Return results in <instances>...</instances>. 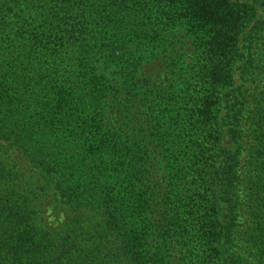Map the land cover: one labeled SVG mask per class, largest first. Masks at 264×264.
<instances>
[{"label":"trees","instance_id":"trees-1","mask_svg":"<svg viewBox=\"0 0 264 264\" xmlns=\"http://www.w3.org/2000/svg\"><path fill=\"white\" fill-rule=\"evenodd\" d=\"M255 16L231 0H0V154L15 152L0 264H264V89L248 110L233 80ZM43 193L68 209L58 228Z\"/></svg>","mask_w":264,"mask_h":264},{"label":"rangeland","instance_id":"rangeland-1","mask_svg":"<svg viewBox=\"0 0 264 264\" xmlns=\"http://www.w3.org/2000/svg\"><path fill=\"white\" fill-rule=\"evenodd\" d=\"M243 1L251 4L256 10V16L249 26H252L251 35L249 27L244 29L239 40V52L241 56L237 60L233 68V80L235 86L246 96L247 109H251L256 103V99H252L251 94L264 89V0H231ZM247 35V36H246ZM181 55L183 56V64H190L195 58L196 50L188 38L181 37ZM181 59L179 64L182 63ZM143 72L155 84H162L166 73V67L162 61L153 60L143 66ZM250 93L248 97L246 94ZM247 126V125H246ZM229 143V142H228ZM230 144V143H229ZM11 149H8L7 156L0 154L3 160L12 161L15 156ZM242 152V151H241ZM240 152V153H241ZM242 154V153H241ZM246 161L239 158V171L246 170ZM244 184H240L238 194L241 196L239 223L243 228L244 220H249L248 212L253 207V193L250 190L242 189ZM252 196H247L246 193ZM50 193H43L38 197L39 216L43 223L49 228H58L62 225V221L69 216L68 209L61 205ZM248 222V221H247ZM246 240H244V243ZM247 246V245H245ZM248 247V246H247ZM251 257L249 256V259Z\"/></svg>","mask_w":264,"mask_h":264}]
</instances>
